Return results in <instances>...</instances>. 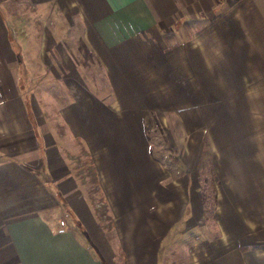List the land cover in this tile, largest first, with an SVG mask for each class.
<instances>
[{
  "label": "crops",
  "instance_id": "crops-1",
  "mask_svg": "<svg viewBox=\"0 0 264 264\" xmlns=\"http://www.w3.org/2000/svg\"><path fill=\"white\" fill-rule=\"evenodd\" d=\"M0 264H264V0H0Z\"/></svg>",
  "mask_w": 264,
  "mask_h": 264
},
{
  "label": "rangeland",
  "instance_id": "rangeland-1",
  "mask_svg": "<svg viewBox=\"0 0 264 264\" xmlns=\"http://www.w3.org/2000/svg\"><path fill=\"white\" fill-rule=\"evenodd\" d=\"M78 57L80 59V54L78 55ZM81 60H82V56H81ZM82 63H84V59L82 60ZM86 68L87 67H82V70H83L85 77H87V79L90 80L91 77L87 72L88 69H86ZM35 85H36V87L31 86V88L33 89V91H35L36 94L40 95V98L37 96V98H38L37 100H39V103H40V104H37V106L39 107V110H40L38 115L40 116V119L42 121H44L45 119L47 121H50L51 119H53L55 117L54 116V112L56 111L55 108L58 107V105H59V102H60L59 97H60V94L62 91H60L58 85L54 84V83H51V84H49V83H46V84L36 83ZM39 89H40V91H39ZM41 110H43V111H41ZM159 134H160L159 130L154 131V136H156V137H153V140H155V145L158 144L160 146V147L155 146V148H157V150L160 149L161 153L165 154V155L166 154L167 155L174 154L173 149L171 147L167 146L165 138L162 136L159 137ZM168 166H169V169L171 171H175L176 175L182 174L184 172V171H178L177 170V166H178L177 163H175V164L169 163ZM209 174H211L210 167L207 165L206 169H205V175L203 176V174H202L198 180L196 178V183L198 181L199 184H195V185H199V187H201L202 190H203V187L205 188L204 190L206 192L201 193V194H202V201L205 204V209L206 208L208 209L209 215H207V218L211 217V215L214 214L216 203H217V201H215V199L217 200V196L214 193L215 192V180L213 179V177L209 178ZM204 177H206V178H204ZM199 230H200V228L199 229L197 228V231H199ZM199 233H201V231H199ZM197 234L198 233H192L191 232V233H189V235H186V236L176 235L175 241L172 242L170 247H169L170 251H175L176 253L178 251H187L189 246H191L194 237H196ZM216 234H217L216 231H212V233H211L212 237L215 236Z\"/></svg>",
  "mask_w": 264,
  "mask_h": 264
},
{
  "label": "built area",
  "instance_id": "built-area-1",
  "mask_svg": "<svg viewBox=\"0 0 264 264\" xmlns=\"http://www.w3.org/2000/svg\"><path fill=\"white\" fill-rule=\"evenodd\" d=\"M62 225H65V223H64V222H62Z\"/></svg>",
  "mask_w": 264,
  "mask_h": 264
},
{
  "label": "trees",
  "instance_id": "trees-1",
  "mask_svg": "<svg viewBox=\"0 0 264 264\" xmlns=\"http://www.w3.org/2000/svg\"><path fill=\"white\" fill-rule=\"evenodd\" d=\"M215 192H216V189H215ZM215 192H214V193H215ZM215 195H216V194H215ZM215 201H217V200L215 199Z\"/></svg>",
  "mask_w": 264,
  "mask_h": 264
}]
</instances>
